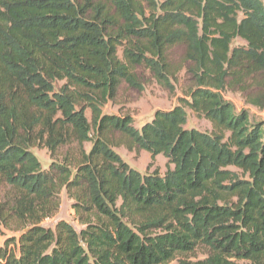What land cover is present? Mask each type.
<instances>
[{"label":"trees","instance_id":"trees-1","mask_svg":"<svg viewBox=\"0 0 264 264\" xmlns=\"http://www.w3.org/2000/svg\"><path fill=\"white\" fill-rule=\"evenodd\" d=\"M107 1L113 15L93 0H0V236L13 233L0 264H264V121L224 97L264 110V3ZM175 45L193 80L177 105L140 128L102 113L121 80L141 88L137 66L174 90ZM186 108L211 129L186 128ZM107 132L166 171L130 167ZM62 190L79 230L41 225Z\"/></svg>","mask_w":264,"mask_h":264},{"label":"rangeland","instance_id":"rangeland-1","mask_svg":"<svg viewBox=\"0 0 264 264\" xmlns=\"http://www.w3.org/2000/svg\"><path fill=\"white\" fill-rule=\"evenodd\" d=\"M93 2L102 4L108 12L112 15L114 14L111 4L107 0H93ZM262 2L264 3V0ZM242 44H244V41L240 38H236L232 42V46ZM121 48L118 50L119 56H121ZM184 52L185 49L182 45H175L166 51L167 64H169L171 71L170 81L174 90H169L159 83L154 75L145 67L137 66L131 68V73L141 88H133L125 80H121L114 97L107 100L101 106L102 113L116 116L128 115L132 118V125L140 128L142 124L152 119L156 110H168L177 105L179 98L184 97L193 84L191 76L185 72ZM61 83L58 82V84ZM224 97L233 103L236 111L245 110L248 112L251 120L264 121V110H257L251 105L246 104L240 92L228 90L224 92ZM186 114V128H195L200 131H209L211 129L210 122L205 118L196 116L188 108H186ZM85 115L91 124V112L89 108L85 109ZM106 138L112 145L113 150L130 167L141 173H145L146 171L150 172L154 169L160 174L166 171L167 159L163 155H157L152 159L148 152L134 146L130 139L119 132H107ZM89 145V143H85L86 150H88ZM31 150L40 161L41 167L47 168L51 162L48 151L41 147H33ZM60 153H63V150H60ZM71 203L72 201L67 197L65 191H60L58 211L52 217L44 219L41 225L46 228H53L57 221L65 220L74 229L79 230L81 225L75 218ZM3 233L0 236V245H3L6 237L13 235L8 230H4ZM204 255L202 251H197L189 256L191 258H201Z\"/></svg>","mask_w":264,"mask_h":264}]
</instances>
